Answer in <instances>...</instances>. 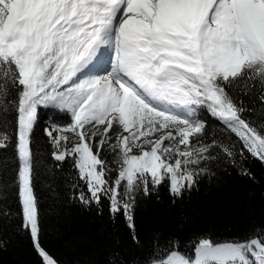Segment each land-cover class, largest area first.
Returning a JSON list of instances; mask_svg holds the SVG:
<instances>
[{"label": "snow or ice", "instance_id": "1", "mask_svg": "<svg viewBox=\"0 0 264 264\" xmlns=\"http://www.w3.org/2000/svg\"><path fill=\"white\" fill-rule=\"evenodd\" d=\"M253 89L264 105V0H0V148L14 112L23 227L41 264H58L40 244L33 184L41 108L70 116L45 134L53 160L70 159L87 189L74 198L98 212L107 199L135 233L141 191L167 182L182 198L214 175L213 162H264V122L247 119L255 109L239 99ZM202 111L226 138L207 142ZM149 264H264V236L205 237L189 254L155 251Z\"/></svg>", "mask_w": 264, "mask_h": 264}, {"label": "trees", "instance_id": "2", "mask_svg": "<svg viewBox=\"0 0 264 264\" xmlns=\"http://www.w3.org/2000/svg\"><path fill=\"white\" fill-rule=\"evenodd\" d=\"M258 95V90L253 89L239 97L246 108L255 109L244 116L256 124L264 122V105L256 98ZM57 117H61V124L70 123L68 115L57 109L39 110L32 147L40 244L58 264H110L114 259L123 264H149L155 251L175 245L181 253L189 254L205 237L224 242L264 236V162L247 153L246 159L237 157L235 166L213 162L214 175L202 176L182 198L170 194L167 182L151 195L138 193L133 207L135 233L122 214L113 218L107 199L102 201L99 212L94 204L83 206L74 195L87 189L72 161H54L53 149L42 133L40 123L47 119L55 123ZM200 118L207 124L208 143L227 137L221 122L209 113L202 111ZM6 119L2 130L9 133L10 142L0 148V264H41L33 239L23 227L15 113H8ZM232 139L237 138L233 135ZM101 155L111 162V154Z\"/></svg>", "mask_w": 264, "mask_h": 264}, {"label": "rangeland", "instance_id": "3", "mask_svg": "<svg viewBox=\"0 0 264 264\" xmlns=\"http://www.w3.org/2000/svg\"><path fill=\"white\" fill-rule=\"evenodd\" d=\"M68 115V114H67ZM61 117H57L56 118V122L55 123H53V122H50V120H45L44 122H41L40 123V125H42V127H43V131H42V133H43V135H44V137L46 138V141H47V144L50 146V147H52V144L50 143V139H49V137L48 136H46V134H45V129L46 128H50V127H53V126H63V125H65V124H61L62 123V119H60ZM68 118H69V120H70V116L68 115ZM70 123H71V120H70ZM70 137L72 136V134L71 133H69L68 134ZM127 135V134H126ZM159 135V134H158ZM165 143H167V141H165ZM52 149H53V147H52ZM136 154H139V153H136ZM20 202H21V200H20ZM21 207H22V205H21Z\"/></svg>", "mask_w": 264, "mask_h": 264}]
</instances>
